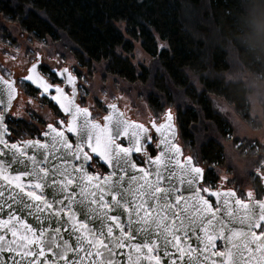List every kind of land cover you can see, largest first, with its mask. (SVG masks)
Masks as SVG:
<instances>
[{
	"label": "snow or ice",
	"instance_id": "6c2138e0",
	"mask_svg": "<svg viewBox=\"0 0 264 264\" xmlns=\"http://www.w3.org/2000/svg\"><path fill=\"white\" fill-rule=\"evenodd\" d=\"M28 71L36 75L34 77L30 74L25 77L26 80L42 87L45 92L54 87L56 93L68 100L66 106L57 96H53V99L57 100L60 107L71 117L67 130L76 133L79 139L73 151V145L69 143L64 133L49 124L50 133H44L46 137L51 135L48 143L26 140L22 141L23 147L17 143L9 144L4 138L8 131L4 124V115L0 113V145L10 152L9 159H0V200H3L0 204V212H5V207L7 209L5 212L7 219H0V253L5 250L14 253L13 264H121L119 257L122 253L119 250L125 247L130 249L127 255L128 264H145V262L146 264H163L165 261L167 264H193L191 254L181 247L183 241L180 233L183 231L184 236L188 235L185 224L194 232L199 230L205 233L206 243L200 254L203 252L207 254L203 255V260L199 259L198 254L195 264H264V199H256L253 192L249 191L247 201L243 199L233 201L231 198L236 197L235 191L221 193L207 187L199 188L198 184L203 178L204 170L195 166L191 156L187 157L186 163H181L177 159V156L181 154V149L166 137L158 144V147L164 146L160 154L152 160V163L156 165L153 172L158 177L157 182L150 184L146 181L140 186L143 191L138 195H152L153 199L158 202V207L171 209L173 206L172 193L180 192V189L171 183L167 188L159 187L160 169L168 171L169 178L175 176L176 170L179 169L180 183L187 185L185 190L191 193L194 200L192 212L190 213L187 208L181 212L180 216L172 212V217L179 223H175V220L168 221L166 216L160 217L159 223L156 218H153L151 223L156 224L158 229L155 239L153 232L140 229L141 238L135 244L131 242L137 229L132 226L131 213H129L127 228L118 222L117 215H106V225L102 222L99 228H89V212L82 207H73L78 204V201L75 192L69 191L70 186L75 185L80 188L81 194L89 185L100 190L101 195L99 196L95 192L88 193L94 197L87 206L88 209L91 208V204L104 201L103 194L106 193L111 197L110 201H104V206L109 213L118 212L120 209L127 211L125 204L131 207V202L127 199L126 192L131 193L132 190L126 188L121 191L123 177H117L111 181L109 177H104L106 183L110 181L112 184L111 187H105L99 183V177L89 175L85 164L91 160V156L83 151L84 146L91 148L93 153L101 156L114 169L127 172L136 167L129 157L133 151H141V137L135 131L131 133L135 140L134 147L125 148L113 142L121 132L129 135V127L142 130L145 134L148 130L143 124L130 125L128 121L121 118L122 113L115 119L112 114L104 116L103 126L91 121L88 119L90 116L88 109L74 104L75 91L69 99L64 96V89L44 81L39 76L36 64H33ZM67 72L68 69L65 68L61 75ZM67 79L75 89V78L69 74ZM0 83L7 86L10 106L11 99L15 96V82L0 77ZM0 103L3 101L0 100ZM108 107L113 112L117 108L116 104H110ZM81 115L85 117L82 122L79 119ZM167 121L168 123L159 126L153 122L152 127L157 132H161L162 129H171L170 110L167 114ZM61 123L64 122L61 121ZM93 139H95V144H93ZM144 139H151V137L145 136ZM30 148H35L37 151L29 154L27 149ZM40 149L45 151H39ZM81 153H83V160L80 167L73 166V172L81 173L76 180L71 178L66 168L61 169L49 160L51 156L57 161L63 158L67 162L69 155L80 160ZM6 155L8 153L0 150V157ZM174 160L175 165H173ZM140 171L145 177L150 175L143 169ZM112 176H116V171L112 173ZM131 179L136 180V177L133 176ZM46 188L51 189L50 198L38 194V190ZM202 192L207 193L209 197L217 198L218 207L215 210L209 199L201 195ZM156 193L160 195H155ZM221 197H223L222 203H220ZM182 199L184 197L181 193L175 197V202ZM82 203V201L79 202L81 205ZM142 203H147V201ZM221 210H224L227 216L226 221L223 217H217V213ZM65 215H67V220ZM157 215L159 216V213ZM27 216L33 217L39 227L34 229L25 223ZM81 216L83 219L80 218ZM14 222L24 224L26 230L24 234L18 233ZM69 222H71L70 227L65 228L64 226L69 225ZM137 223L147 224L148 220L137 221ZM105 227L107 231L104 230ZM64 231L74 234L75 242L63 238L62 232ZM8 233H11V238H7ZM196 238L201 239L199 234ZM217 240L224 241L222 251L216 250ZM170 246L176 249L175 253L170 251Z\"/></svg>",
	"mask_w": 264,
	"mask_h": 264
},
{
	"label": "trees",
	"instance_id": "16d2710c",
	"mask_svg": "<svg viewBox=\"0 0 264 264\" xmlns=\"http://www.w3.org/2000/svg\"><path fill=\"white\" fill-rule=\"evenodd\" d=\"M0 16L79 68L138 85L156 111L173 102L182 141L208 164L225 160L211 131L232 132L214 100L246 120L264 83V0H0ZM136 41L149 66L132 63Z\"/></svg>",
	"mask_w": 264,
	"mask_h": 264
},
{
	"label": "rangeland",
	"instance_id": "374dc122",
	"mask_svg": "<svg viewBox=\"0 0 264 264\" xmlns=\"http://www.w3.org/2000/svg\"><path fill=\"white\" fill-rule=\"evenodd\" d=\"M2 28H5V31H2ZM158 45L161 49L168 47L167 43L161 40H158ZM37 53L42 54L45 61L51 66H68L74 72L78 71L75 73L79 74L80 78V100L89 104L95 117L101 116L107 103L119 98L120 107L130 118L141 121L152 119L159 121L166 111L170 110L178 120L177 106L173 102L166 105L161 111H156L140 95L141 91L138 85L131 86L125 81L105 76L102 67H97L96 70L79 68L75 62L64 57L61 53L54 52L53 48L38 43L23 33L18 24L0 16V70L3 74L9 77L11 72L15 71L17 76L23 75V65L35 60ZM129 56L137 67L151 64V57L144 51L139 41L134 42V51ZM254 91L255 93L251 97V118L246 120L238 115L233 105L225 102L222 98H214L215 106H217L216 111L224 115L232 129V132H229L226 137L211 131L212 135L216 136L224 147L225 160L222 165L209 166L210 164L201 160L195 147L182 141L181 133L180 144L183 145L185 151L193 152L195 157L200 160V164L205 168L206 178L209 181L212 180V185L224 183L242 191L248 189L259 197L256 183L257 172L264 171V83L256 84ZM185 103L191 104L189 100H186ZM51 117H54V114L51 113L47 103L40 100L35 92L30 91V94H25L23 91L20 93L12 118L34 120L38 122L41 131L47 120L52 119ZM36 128L37 126H34L29 132L38 133L39 130L36 131ZM29 132L25 129L24 133L19 134L25 138ZM262 195L263 193H260V196Z\"/></svg>",
	"mask_w": 264,
	"mask_h": 264
},
{
	"label": "water",
	"instance_id": "95a60500",
	"mask_svg": "<svg viewBox=\"0 0 264 264\" xmlns=\"http://www.w3.org/2000/svg\"><path fill=\"white\" fill-rule=\"evenodd\" d=\"M38 66V62L35 63ZM68 69L67 73H64V75H61V73L63 72L64 69ZM37 73L39 74L40 77L43 78L44 81H47L45 79V77H43L37 70ZM58 77L64 81L65 85H70V87L72 88V96H73V92L75 91V99H74V104L77 105L76 103V95L78 92V88H77V82H78V78L76 76H73L69 70L68 67H63L60 70L56 71ZM71 74V76H73L75 78L74 80V84H75V89L73 88V85L70 84L68 82V75ZM36 73H33V76L35 77ZM0 77H3L4 79H6L1 73H0ZM8 80V79H6ZM9 81H14V79H11ZM48 82V81H47ZM31 84H33L36 88H38L39 90L42 91V93H47L44 91V89L42 87H38L37 84L32 83L30 81ZM64 96H66L64 94ZM68 97L69 99L72 98ZM18 97V90L15 86V96L13 99H11L10 102V106H9V98L7 95V86L4 85L3 83H0V100L3 101V103H0V107L2 108V112L4 115V124H5V116L9 113L10 109L12 108L14 101L17 99ZM62 103H64L66 106L68 105V100H65L63 98V96H61L59 94V96H57ZM52 101L54 102L55 105H58L59 108L63 111V113H65V111L60 107V104L57 103V100H54L53 97H51ZM73 111H75V109L73 108ZM169 110L166 111L165 114V118L162 122H160L159 124H156L157 126L161 125V124H166L168 123L167 121V114H168ZM122 113L123 116L121 117L122 119L126 120L129 122L130 125H135V124H141L140 122H136V121H132V120H128L125 118L123 111H121L118 107L116 108L115 112H113V110H111L109 112V114H112L114 119L119 116V114ZM66 114V113H65ZM107 114V115H109ZM172 115V127L171 129H162L161 132H157L155 128L154 131L157 134L158 138H159V142L161 139H164L165 137L172 140L174 143L176 142V139L178 138V127L175 124L174 121V115L171 112ZM71 120V118H70ZM83 121V120H82ZM153 124V123H152ZM6 125V124H5ZM53 127H55L53 125ZM145 127V126H144ZM146 128V127H145ZM67 129V128H66ZM59 130V129H58ZM62 131L64 133V135L67 137L68 141L70 144L71 141L69 140L67 134L64 132V130H59ZM137 132L139 133V135L141 133H144L142 130L139 129H135L134 127H129L128 128V133L129 135H124L123 132H121L119 137L116 138H120L122 136L126 137L127 139V147H134L135 145V140L132 138L131 133L132 132ZM45 132H49L50 133V129L48 128V125L46 126V130L43 132L42 137L43 140H39L41 143H48L51 140V135L49 136H45L44 133ZM9 134V132L7 131V133L4 135V138L6 139V135ZM163 134V135H162ZM74 135L76 136V144L78 142V136L76 133H74ZM7 140V139H6ZM26 140H36V139H26ZM24 140V141H26ZM114 144H116L115 142H113ZM11 144V143H9ZM17 144H21V147H23L22 142L21 143H17ZM93 144H95V139H93ZM176 144V143H175ZM73 145V144H72ZM180 149H181V154L177 156V159H179L181 161V163H186L187 162V157H185L184 160H182V156H183V148L181 145L176 144ZM86 146V145H85ZM144 145L141 148L140 152L144 151ZM163 145H160L158 147L159 151L161 152V150L163 149ZM0 150H3L4 152L8 153V155L6 156H2L0 157V159L3 160H7L10 158V152L8 149H5L3 145H0ZM91 150V148H90ZM27 151L29 152V154H31L32 152L37 151V149L35 148H30L27 149ZM39 151H45L44 149H40ZM75 151V149L73 150ZM92 152V150H91ZM159 152V154H160ZM134 153H139L136 151H133L131 153V156L129 157V159L131 160V162L133 164H135L134 159H133V154ZM95 154V153H94ZM158 154V155H159ZM56 155H59V153H56ZM96 155V154H95ZM98 158H100L101 162L104 163L108 169L110 170L109 175H105L102 178L100 176L97 175V177H99V183L104 185L105 187H111V180H115L117 177H123V181L121 182L123 187L121 188V191H124L126 188H131V193H127L126 192V196L127 199L131 202V207L128 206V204H125V208H127V211H124V209H120L118 212H114V213H109L106 209V207L104 206V201H110L111 197H109L106 193H104V201H100L99 204H91V208L88 209V205L89 203L94 199L93 196L88 195L89 192H95L97 196L101 195V192L99 189L95 188L93 185H89L88 188L86 189V191L81 194L80 188L75 187V185L70 186L69 191H74L76 194V198L78 201V204L73 205V207H82L85 210H87L89 212V219H88V225L89 228H99L101 226V223L103 222L105 225L107 224V220L105 219L106 215H117L119 217V221L122 226H124L125 228L129 225V213L132 214V226L137 229V232L134 236V239L132 240V244L137 243L140 240V235H139V230L140 229H144L147 231H151L153 232V238L155 239V233L158 231L156 224H152L151 220L153 218H156L158 223L160 222V217H165L167 218L168 221L172 222L175 220V218L172 217L171 213L175 212L177 214V216H180L181 212L187 208L188 211L191 213L192 212V206L194 204V200L192 199L191 193L187 190H185L187 188V185L181 184L180 183V170L177 169L175 176L169 178V173L168 171H165L163 168L160 169V177H159V187L161 188H167L169 186V184H175L179 189L180 192H173L172 193V200H173V206L171 209L168 208H162V207H158V202L153 199L152 195H147V196H141L138 195L139 192H142L143 189L140 187L141 185L145 184V182L147 181V183L150 184H156L158 177L155 175V173L153 172V169L156 168V165H154L152 163L153 159H147L146 161V168L143 167H138L136 164L135 168H131L129 171L124 172V171H119L114 169L112 166H110L109 164H107L105 162V160L101 157L96 155ZM49 160L51 163L55 164L57 167L64 169L66 168L68 173L71 174V178H73V180H76V178L81 175V173L79 172H73V166H75L76 168H79L80 165H75L77 159H75L73 156H68L67 157V162H65V160L63 158H61L59 161L55 160L54 157H49ZM173 165H175V160L173 161ZM15 167V166H14ZM200 168V167H199ZM140 169H143L145 172L150 173V175H148L147 177L144 176V173L140 171ZM116 171V176H112V173ZM203 175H204V171H203ZM135 176L136 180H132L131 177ZM104 177H109L110 181L108 183L105 182ZM203 178L199 181V184L202 182ZM95 183V182H94ZM198 184V185H199ZM55 187V186H53ZM199 187V186H198ZM30 190V189H29ZM50 192L51 189H41L38 190V194L41 193L42 195L48 196L50 198ZM183 194L184 199L180 200L179 202H175V197L177 195ZM203 193V192H202ZM201 193V195H202ZM207 194V193H206ZM155 195H160L159 193H156ZM208 195V194H207ZM207 199V196H204ZM233 201L235 199H237V197L231 198ZM147 201V203H142L143 201ZM82 201V205L79 204V202ZM216 205L218 207V202L216 199ZM3 203V200H0V204ZM211 203V202H210ZM220 203H222L220 201ZM212 204V203H211ZM142 205V206H141ZM149 205H151V207H149ZM213 207V205H212ZM213 210H215V208L213 207ZM7 211L6 207H5V212ZM67 212V209L65 210ZM5 212H0V219H7V215L5 214ZM138 213V215H137ZM159 213V216L157 215ZM147 214V215H146ZM23 215V214H21ZM217 217H223L225 219V221L227 220V216L225 215L224 210H221L220 212L217 213ZM81 219H83V217H80ZM181 219L183 217H180ZM65 219L67 220V215H65ZM143 220H148V223H137V221H143ZM215 223V221H213ZM16 224V229L18 231V233L20 234H24L25 233V227L23 223H19V222H14ZM25 223L31 225L34 229L39 227V225L37 224V221L31 217V216H27L25 217ZM175 223H179L178 220H175ZM71 222H69V225H65V228L70 227ZM171 226V225H170ZM185 229L188 232L187 236H184L183 231L180 233L181 237H182V241L183 243L181 244V247H183L185 249L186 252H189L191 254V256L193 257V264H195V258L198 256L199 254V259L203 260V255L207 254L206 252L202 253V250L204 249V244L206 243V241L204 240V236L205 233L203 231H199L197 230L196 232H194L192 230L191 227H189L187 224H185ZM105 231H107V228L105 227L104 229ZM197 234H199V236L201 237L200 240H197ZM29 235H31L29 233ZM62 236L65 239H68L72 242H75V235L72 234L70 231H64L62 232ZM7 238H11V233H8V237ZM7 238H6V242H7ZM222 241V246L224 245V241L223 240H217L216 241V250H218V242ZM195 250V251H193ZM122 255H120L119 260L121 262V264H128V260H127V255L130 252V249L128 247H125L124 249L119 250ZM170 251L175 253L176 249L175 248H171L170 246ZM218 251H222V250H218ZM133 256L135 255V253H132ZM178 256V254H177ZM13 257H14V253H9L7 250H5L3 253H0V264H13ZM146 264V262H145ZM163 264H167V261L163 262Z\"/></svg>",
	"mask_w": 264,
	"mask_h": 264
},
{
	"label": "flooded vegetation",
	"instance_id": "af4514ba",
	"mask_svg": "<svg viewBox=\"0 0 264 264\" xmlns=\"http://www.w3.org/2000/svg\"><path fill=\"white\" fill-rule=\"evenodd\" d=\"M39 63L37 66V70L38 72L45 77V79L48 81V83L54 84V85H58L60 88L64 89V94L67 97H71L72 96V88L70 87V85H65L64 81L61 80L56 71L60 70L63 67H68V66H61V67H55V66H51L49 65L44 57L42 56V54L37 53L36 55V59L35 60H31V62H29L27 65H23V75L21 76H17L15 71H12L10 76L7 77L5 74H3V72L0 70V73L8 80L14 79L15 80V86L18 90V97L17 99L14 101V104L12 106V108L10 109L9 113L5 116V124L7 126L8 132L9 134L6 135V139L8 141V143H21L22 141L26 140V139H36V140H43L42 134L43 132L46 130V126L49 124L54 125L57 129L59 130H64V132L67 134L69 140L71 141V143L73 144V150L75 149V145H76V136L74 135L73 132H69L66 128H68V121L70 120V116L63 113V111L59 108L58 105H55L54 102L52 101L51 97L53 96H59V93L55 92V88L53 87L52 89H50L47 93H42L41 90H39L38 88H36L33 84L30 83V81L26 80L25 77H27L28 75H33V73H30L28 70L32 67L33 64L35 63ZM69 68V67H68ZM71 74L73 76H76L78 78V82H77V88H78V92L76 95V103L77 105H79L81 108H87L88 112L90 113V116L88 117V119H90L91 121H94L96 123L101 124L102 126L105 124V121L103 120V117L106 116L107 114H109V112L112 110L108 107V105L110 104H116V106L123 111L124 116L126 119L128 120H132V121H136V122H140L141 124H143L146 129L148 130L147 133H141L140 137H141V145L145 146L144 147V151L143 152H139V153H134L133 154V159L135 164L138 167H143L146 168V161L147 159H153L155 158L158 154H159V149H158V142H159V138L157 136V134L155 133L153 127H152V123L155 122V124H159L160 122H162L165 118V115L159 120H155L152 119L150 121H141L138 119H133L130 118L126 115L125 110L123 108L120 107L119 105V98L115 99L112 102L107 103L105 111L101 114V116H94L93 111L91 109V107L89 106V104L87 103H83L82 100H80L81 98V93H80V78H79V74L77 75L76 73H78V71L76 70L75 72L69 68ZM25 87V88H24ZM24 93L25 94H30L31 92H35L37 97L40 100H43L47 103L48 107L51 110V113L54 114V117H51L52 119L47 120V122L45 123V127L43 128V130H39V126H38V122L31 120V119H22L25 120V125L24 126H20L18 124V121L20 119H15L12 118V114L14 111V108L16 107L17 101L20 98V93ZM61 95V94H60ZM217 107V106H216ZM2 112V108L0 107V113ZM174 115V114H173ZM39 119V118H38ZM80 121L82 122V120L85 119V117L83 115H81L79 117ZM40 120V119H39ZM61 121H63L64 123H61ZM174 121L176 126L178 127V138L176 139V144L181 145L183 148V156H182V160L185 159V157H189L191 156L193 158V163L195 164V166L200 167L204 170V175H203V180L202 182L198 185L199 188H209L213 191H219L221 193L223 192H228V191H235L236 193V197L237 199H243L245 201L248 200V196L247 193L249 192V190H244L242 191L239 188L236 187H230L228 185H225L224 183H218V184H214L212 180L207 179L206 178V172H205V168L200 164V160L197 159L194 155V153L192 152H187L184 150V147L182 144H180V125L178 123V120H176L175 116H174ZM26 126V127H25ZM34 126H37L36 131L39 130L38 133L35 132H29L30 130L33 129ZM19 129H18V128ZM20 127H24L28 133V135H25L26 137L23 138L24 136L19 134L20 131ZM120 136V135H119ZM117 136V137H119ZM145 136L151 137V139H144ZM13 139L14 141L11 142L10 140ZM114 142L116 144L121 145V147H126L127 146V139L126 137L122 136L120 138H115ZM84 152H86L89 156H91V160L87 161V163L85 164V168L88 172L89 175H93V176H100L101 178L105 175H109L110 170L108 169V167L101 162L100 158H98L93 152H91L90 148H88L87 146H84L83 149ZM81 155V159L77 160L75 165H81V162L83 160V153L80 154ZM207 163V162H205ZM208 164V163H207ZM213 164H210L209 166H211ZM216 166V164H215ZM96 169V170H95ZM257 178H256V183L258 186V193H259V197L256 193H253L256 199H264V171H258L257 172ZM73 179V178H72ZM260 193H263L262 196H260ZM203 196H207V199H209V201L212 203L213 207L216 209L217 205H216V197H209L206 193H202ZM221 202L223 201V197H221ZM259 231V230H257ZM218 250H223V246H222V241L218 242Z\"/></svg>",
	"mask_w": 264,
	"mask_h": 264
}]
</instances>
